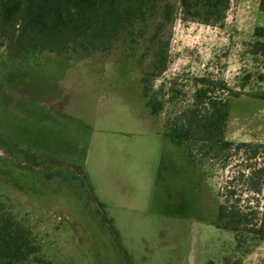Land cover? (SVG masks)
<instances>
[{"label": "rangeland", "instance_id": "1", "mask_svg": "<svg viewBox=\"0 0 264 264\" xmlns=\"http://www.w3.org/2000/svg\"><path fill=\"white\" fill-rule=\"evenodd\" d=\"M169 1L174 5L170 21L160 9L142 24V34L137 28L135 35L93 51L45 49L10 57L0 35V203L32 229L49 264H264V239L248 233L237 242L234 232L220 227L218 213L221 202L233 200L255 222L258 214L252 212L261 211L264 196L250 188L247 165L264 162V143L253 142L260 152L255 159L237 146L241 141L224 150L192 137L186 146L198 155L199 173L183 165L164 181L157 177L160 169L148 179L143 167L147 162L159 167L158 149L145 153L139 143L136 150L135 134L122 130L162 126L166 134V127L180 126L194 108L203 118L207 106L196 98L203 87H210L212 99H227L233 117L259 114L261 101L243 95L264 97V45L228 36L226 19L197 24L185 17L179 0ZM228 28L234 31L233 25ZM158 53L169 59L165 70L157 66ZM148 98L163 104L159 113ZM94 127L99 132L91 130L99 134L96 174L127 181L132 191L127 201L136 210L117 211L116 201L111 206L96 174L97 193L83 182L79 137L85 140V128ZM148 136L153 142L158 138ZM15 141L23 142L13 151L22 152L13 156L7 151ZM175 142L162 145L183 158L185 148ZM29 147L47 149L54 160L38 167ZM60 165H74L77 173H65Z\"/></svg>", "mask_w": 264, "mask_h": 264}, {"label": "trees", "instance_id": "2", "mask_svg": "<svg viewBox=\"0 0 264 264\" xmlns=\"http://www.w3.org/2000/svg\"><path fill=\"white\" fill-rule=\"evenodd\" d=\"M179 1L186 18L207 25L222 24L232 3V0ZM160 9L163 20L170 21L174 5L169 0H0V35L6 39V52L10 57L45 49L58 53H68L74 49L93 51L109 47L122 37L135 35L137 28H141L139 32L142 34V24ZM255 32L264 36V27H257ZM71 45L80 47L72 48ZM159 55L157 66L165 70L169 59L166 55ZM209 88H200L196 94V98L203 99L202 104L207 106L203 118L199 114L201 109L194 108L180 126L168 128L176 142L187 145L186 142L194 137L198 142L210 141L225 150L234 145L233 141L226 138L230 104L227 99H212L208 95ZM148 99L151 110L159 113L163 104ZM8 140L14 139L10 137ZM19 142L15 141L11 145L12 150L7 152L13 156L14 152H22V148L13 151L16 146H21ZM254 145L253 142L241 141L237 146L244 150L247 158L257 159L260 152L253 148ZM23 151L35 154L31 160L41 168L42 163L54 160L51 153L39 149L29 147ZM188 152L190 157L198 161V155L189 149ZM26 160L30 161V158ZM247 167L250 170V188L264 196V162ZM232 192L235 193L234 190ZM230 202L227 200L219 205L220 227L234 232L240 243L244 240L243 235L248 233L254 238L264 239V201L260 205L261 211L252 212L258 214L254 217L255 222L246 218L247 213L239 209L233 200ZM113 232L118 235L115 230ZM40 252L41 246L32 229L0 203V264H49L40 256Z\"/></svg>", "mask_w": 264, "mask_h": 264}, {"label": "crops", "instance_id": "3", "mask_svg": "<svg viewBox=\"0 0 264 264\" xmlns=\"http://www.w3.org/2000/svg\"><path fill=\"white\" fill-rule=\"evenodd\" d=\"M225 21H226L225 30L228 31V36H233V39L246 40L248 42L246 44L248 45L253 43L254 41H259L264 45V36L257 35L255 32L257 27L259 26L264 27V9H262V0H232L231 7L227 13V17ZM197 24H201V23L198 22ZM229 24L234 26V31L229 30L228 28ZM201 25L205 26L206 24H201ZM206 26H209V25H206ZM59 54H62V53H59ZM243 96L261 101L260 110L258 112L259 114L258 115L256 114L255 117L246 116L244 119H238L236 116L233 117V115L230 113L229 119H228V131L226 132V138L231 141H246V142L264 143V97H255L252 95H243ZM90 105L91 103L86 107V110H88ZM80 116L85 117L82 114H80ZM75 121H77L79 124H84V126L89 128V126H87L82 120L76 119ZM115 123L119 125L117 121H115ZM88 128H85V130H87L86 132H84L85 140H83V136H80L79 139L84 143V152H85V160H84V165H83V170H82L83 182H85L88 190L93 194L95 191L94 188L96 184L93 182V173L96 174L95 164H96V157H97L96 155L97 151H96L94 142L98 138L99 134H97L96 136L95 135L93 136V134L91 135V130L96 133H99V132L97 130L98 127L91 128L90 130H88ZM82 129H80V133H79L80 135H83L82 132L84 131V129L83 130ZM122 130L133 132L135 134V135H132V138H133V143L136 145V150L139 151V147H138L139 143H143L146 146L145 153H147L148 151L154 152L156 151V149H158L157 150L158 160H160L159 167L156 164V162L154 163L147 162L143 164V167L146 169V174H147L148 179H151V177L153 178L154 173H156V171L160 169L159 175H157L159 180L163 179L164 181L165 180L169 181L170 177L172 178L173 175L175 174L174 171L181 170L183 165H186V167L191 165L192 168L190 169V172H194V174L199 173V171L196 168L197 160L190 157L186 144L181 143V142H175L172 139L171 135L169 134L170 130H167L166 134L164 133L165 129L162 126L160 127V129L158 130L156 129L153 131H148V130L143 131L142 129L136 132L129 131L126 129H122ZM160 130L162 132H159ZM150 134H156V136L158 137L155 140L156 143L153 141H150V139L148 138L149 137L148 135ZM169 139H171L173 142L177 144H181L184 146L185 156L183 158L178 159L174 157V155L170 154L169 151L165 150V147L162 145V142L166 143ZM158 140H161V144H159ZM24 141L27 144H30L28 140L24 139ZM36 148L44 152H48L47 149H44L42 147H36ZM52 155L53 157H55L54 154ZM89 163L90 164L92 163L94 166V167L92 166V170H91V167H89ZM179 164H180V167H179ZM73 166L74 165L69 166L67 168L63 165H60V167H63L64 169H68L65 171V173H67V171L72 172L74 168L79 170L78 164L74 168ZM163 172H164V175H162ZM75 173H77V171H75ZM96 178L99 180V184L103 192L104 193L106 192L108 195V198L112 200L110 201V205L112 206L113 202L115 201L118 203V205H116L118 208L117 211L118 210L128 211V209L136 210V209H133L134 206L127 201L128 199L131 200V195H132L131 188L129 187V184L127 181H124L121 179L118 180L116 177H113V176L112 177L109 176L107 179L105 178L102 179V177L98 176L97 174H96ZM203 183H204V178H203ZM194 184L196 186V188L195 186L194 188L197 189L199 193L197 180L194 181ZM88 185H90V188L88 187ZM104 215H106V212H104Z\"/></svg>", "mask_w": 264, "mask_h": 264}]
</instances>
